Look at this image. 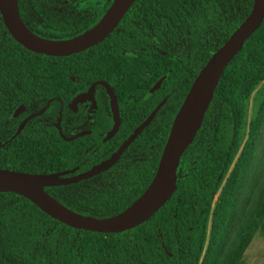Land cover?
Instances as JSON below:
<instances>
[{
  "label": "trees",
  "instance_id": "16d2710c",
  "mask_svg": "<svg viewBox=\"0 0 264 264\" xmlns=\"http://www.w3.org/2000/svg\"><path fill=\"white\" fill-rule=\"evenodd\" d=\"M110 1L92 0L81 9L70 0H17V4L32 31L62 39L92 25ZM251 4L252 0H135L102 41L65 56L26 49L11 37L0 18V141L8 139L0 145V167L32 174L68 167L88 139L64 140L56 133L52 121L59 106L93 79L132 100L141 88L162 77L161 87L149 98H161L157 115L168 109V122L151 121L133 143L141 147L130 148L113 169L45 187L78 212L96 217L119 212L143 190L156 167L178 107L161 104L165 100L167 104L174 93L180 99ZM263 70L264 18L224 68L202 123L181 156L175 190L148 219L130 229L114 233L76 229L19 194L0 192V264H66L76 247L80 264H198L209 207L238 141L225 77L230 71L231 82L248 79L252 84ZM22 103L28 111L45 109L16 131L18 119L10 115ZM68 119L64 112L63 126ZM149 142L153 143V163L142 168L137 153H145Z\"/></svg>",
  "mask_w": 264,
  "mask_h": 264
},
{
  "label": "water",
  "instance_id": "95a60500",
  "mask_svg": "<svg viewBox=\"0 0 264 264\" xmlns=\"http://www.w3.org/2000/svg\"><path fill=\"white\" fill-rule=\"evenodd\" d=\"M134 1L111 0L92 25L73 36L62 39L44 37L32 31L20 16L17 0H0V18L11 37L26 49L45 55L65 56L102 41L116 27ZM263 18L264 0H252L249 12L202 64L173 115L152 177L137 197L119 212L103 217L78 212L59 201L45 187L79 181L107 169L119 158L140 130L149 123L156 109H153L131 131L110 156L74 175H66L72 172L73 168L32 174L28 171L0 167V192L19 194L53 219L76 229L104 233L120 232L148 219L175 190L181 156L202 123L224 68L241 49L244 41L258 28ZM98 82V80L93 81L86 91L78 93L72 103L75 104L92 95L93 87ZM159 84L160 80L156 81L150 90L153 91ZM110 96L114 125L105 139L116 130L118 125L115 98L112 94ZM72 103L68 105V108ZM22 107V104L18 105L12 114L18 115ZM43 109L44 107L40 108L30 116L40 113ZM24 122L25 120L21 121L18 130ZM55 124L60 128V112L56 116ZM83 133L84 131H80L71 137L63 135V138L69 140ZM1 144L3 142H0Z\"/></svg>",
  "mask_w": 264,
  "mask_h": 264
},
{
  "label": "rangeland",
  "instance_id": "374dc122",
  "mask_svg": "<svg viewBox=\"0 0 264 264\" xmlns=\"http://www.w3.org/2000/svg\"><path fill=\"white\" fill-rule=\"evenodd\" d=\"M91 1L70 0L79 9ZM228 73L225 81L235 113L238 141L209 207L198 264H264V70L262 77L252 84L248 79L233 83ZM32 113L22 119L24 124L40 114L30 116ZM10 117L19 118L12 113ZM21 121L16 131L24 126L18 130ZM7 140L0 142L4 144ZM71 259L67 257L66 264H73Z\"/></svg>",
  "mask_w": 264,
  "mask_h": 264
},
{
  "label": "flooded vegetation",
  "instance_id": "af4514ba",
  "mask_svg": "<svg viewBox=\"0 0 264 264\" xmlns=\"http://www.w3.org/2000/svg\"><path fill=\"white\" fill-rule=\"evenodd\" d=\"M123 52L126 54H130L129 51H123ZM163 75L165 76V73H163ZM97 80L99 82L94 85L92 95H89L85 100L77 101L75 104L72 103L73 98L78 93L86 91L91 85V83ZM158 80H160V84L153 91H151L150 90L151 86L153 85V83H155ZM161 84H162V77L156 78L154 81H152L149 84V86H147V88L143 87V89L141 88L139 90L138 98H133L132 100H130V99H123L121 95L118 94L117 90L114 89L113 87L112 89H110V87L107 85L106 82H102L100 81V79H93L89 81L86 86L80 87L79 90L73 93L70 100L67 101L63 106H59V108L54 113L53 121H52L54 127L56 128V133L63 138L62 135H65V133L67 134L66 137H71L80 131H84L83 134L73 137L69 140L70 141L74 140L77 137H86L88 139L86 146H84V148L78 154L75 155L71 164L68 167H66V168H73L74 170L72 172H69L66 175L70 176L78 172L84 171L90 168L93 164L98 163L102 161L103 159L107 158L108 156H110V154L119 147L122 141L129 136L131 131L135 127H137L147 117V115L150 114V112L153 109H156V110L151 120L149 121V123L151 121H154L157 124L168 122L169 117H170L168 113V109L164 110L162 114L157 115L158 108L160 107L158 106V104L160 103L161 98L160 99L149 98L150 94H153L156 91H158V89L161 87ZM111 94L114 96L115 102H116L118 125H117L116 130L105 139L107 133L112 130L113 125H114V116H113L114 113H113L111 96H110ZM184 95L185 93L182 94L180 99L178 100L179 95L177 93H174V95L172 96V99L168 100L167 104H165L166 100L163 101L161 106L165 105V107H168L171 104L173 105L178 104L179 106ZM162 97H165V96L162 95ZM71 103L72 105L68 108V105ZM22 105H23L22 110L17 115V117L19 118H18L16 125L27 115L37 110L36 109L33 111H28V107L23 103ZM144 107H151V108L146 112H144V110H140V108H144ZM59 111H61L60 113L61 128L60 129L55 124L56 116ZM175 111L172 114V118H173ZM64 112H66V114L69 116V119L67 120V125L65 126H63V121H62ZM155 117H157V119H154ZM135 118L138 119L135 121V125L129 126V124L132 121H134ZM149 123H147L140 130V132L127 145V147L120 154L119 158L111 166H109L107 169L103 170L102 172L92 175L88 178L97 176L99 174H102L106 171L113 169L116 166V164L120 161V159H122L124 156L130 153L129 151L130 148L134 149V151L140 148L141 145L139 142H137L135 146L133 143L134 141L137 140V138L143 132L144 128ZM56 133H53L54 136L57 135ZM152 146H153V143L149 142L146 144L147 150L145 153L143 152V150H140L137 153L138 163L141 166H143L142 168L147 167V166L150 167L153 163ZM162 147H160L157 162H158ZM66 168H63V169H66ZM88 178H85V179H88ZM82 180H79V181H82ZM75 182H78V181H75ZM108 233H114V232H108ZM88 252H90L89 255L91 256L94 255L93 250H89ZM70 257H72L70 262H73V264H80L82 262V260H80V249L79 248L72 251L70 253Z\"/></svg>",
  "mask_w": 264,
  "mask_h": 264
}]
</instances>
